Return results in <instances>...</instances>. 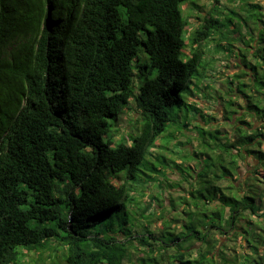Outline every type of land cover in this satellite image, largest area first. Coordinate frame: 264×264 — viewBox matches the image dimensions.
<instances>
[{"label": "trees", "instance_id": "16d2710c", "mask_svg": "<svg viewBox=\"0 0 264 264\" xmlns=\"http://www.w3.org/2000/svg\"><path fill=\"white\" fill-rule=\"evenodd\" d=\"M197 1L0 0V264H23L24 251L49 264H264V179L253 176L264 172L263 7L249 1L245 16L209 15L187 37L182 5L201 9ZM237 17L251 30L252 51L216 49L241 56L251 72L234 76L249 81L238 92L251 122L240 120L233 139L195 127L208 157L195 173L181 169L189 196L171 207L182 204L183 218L125 237L122 212L138 200L128 185L147 147L186 107L204 48L226 38L225 28L246 37ZM133 96L141 129L132 145L117 144L110 120ZM248 158L257 162L251 176L242 173ZM151 170L160 176L139 180L141 197L167 178Z\"/></svg>", "mask_w": 264, "mask_h": 264}, {"label": "rangeland", "instance_id": "374dc122", "mask_svg": "<svg viewBox=\"0 0 264 264\" xmlns=\"http://www.w3.org/2000/svg\"><path fill=\"white\" fill-rule=\"evenodd\" d=\"M249 1L260 4L264 12V0H220L219 3H216V0H198L197 3L201 9L197 10L191 9L187 4L182 5L184 17L187 23H189L187 37L190 36V33L194 29L201 26L204 22V18L209 17V15H214V17H216V14L220 18L225 19L227 15L230 17V12H234V10L242 16L247 15L249 12L247 11V2ZM214 9L217 10L214 11ZM253 13H257V11ZM227 23L228 22L225 23V26H228ZM235 23L237 24L239 32L243 35L246 34V37L240 38L239 35L232 37L234 27L225 28L224 32L227 31V35L226 33H224V35H226V38H219L217 36L216 38L218 39L216 42H211L204 48L202 59L193 79L196 80L199 77L200 82L198 85H190L189 90L185 92L184 101L186 107H176V120L169 124L166 133L159 137H155L157 138L156 142L147 147L141 164L138 166L139 173L136 179L131 181L128 185V195L131 197L136 196L138 200L128 202L125 210L122 212V215L127 221L125 230L123 231L125 237L128 238L130 232H136L140 228L147 226L150 221L152 222L150 230L153 231L161 228L167 219L177 214L180 215V219L183 218L184 206L182 204H177L178 207L176 212L173 210V207H171L173 198L179 202V196H184L186 198L189 196L190 189L184 182V176L187 175L183 173L181 169L195 173L197 171V163L208 157L200 142L198 130L195 127L200 126L212 132L219 131L220 134L218 136H228L233 139L234 129L242 124L240 120L251 122V118L247 115L245 109L247 99L243 94L238 92V82H244L249 85V81L246 76H243L242 79L239 80H235L234 78L235 75H240L243 72L247 74H251V72L243 65V58L241 56L237 58L235 54L231 56L230 54L222 53L216 49L217 44H222L235 47V53H237L240 48L244 53H246L247 50L252 51L251 47L252 45L255 46V43L249 40L250 37L248 33L250 34L251 30L248 28L246 21L237 17L235 18ZM230 38L233 39V42L227 41ZM228 43H233V45H228ZM143 55L146 56L145 54L140 56ZM247 55V59L250 60V54ZM144 56L143 58H145ZM146 60L149 61L148 58ZM142 61L144 62L145 59H142ZM139 85L140 82L138 78L135 77L132 84L135 96L138 95ZM247 88L245 91L247 94H250V88ZM135 96L129 101L130 109L126 110L117 120L113 118L110 120L114 125L111 135L115 136L117 144L123 143L132 145L134 138L140 132L141 127L136 123V120L133 119L139 116ZM229 100L234 102L232 108H227L226 102ZM196 106L200 111L199 114L195 112ZM232 111L237 113H232ZM185 123L186 125L188 123L190 124L186 126ZM183 125H185V127L182 129ZM196 153H198L199 156L195 157ZM216 153L219 154L220 151L216 150ZM249 164L251 168H248ZM256 164L257 162L252 158H248L247 162L242 161L243 175L246 174L251 176L252 173L248 174L246 172L253 171V166ZM153 167L165 171L167 178L164 179L162 177L158 180V182L160 181L161 183L162 189L158 183L147 191L145 196L141 197L142 194L140 189L142 188V182L139 180L156 179L158 175L160 176V174L157 175L152 172L151 169ZM253 176L264 179V172L262 170H257V174ZM148 205H152L153 208H149ZM152 215L153 218L151 217ZM175 226L176 225L173 224V227ZM140 232H143V229ZM239 243L240 239L237 240L238 251H240ZM234 245L235 242L229 243L230 248H233ZM57 249H60V247H57ZM24 253H26V256L23 258V264H49L48 261L42 263L40 261V254L35 251L29 253L24 251ZM48 253H46L45 256H47ZM55 259L56 262L62 263L60 261V253L57 254Z\"/></svg>", "mask_w": 264, "mask_h": 264}]
</instances>
